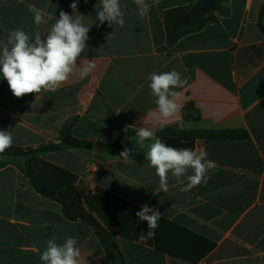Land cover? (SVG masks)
<instances>
[{
  "label": "crops",
  "instance_id": "1",
  "mask_svg": "<svg viewBox=\"0 0 264 264\" xmlns=\"http://www.w3.org/2000/svg\"><path fill=\"white\" fill-rule=\"evenodd\" d=\"M197 1L147 0L141 16L134 0H120L125 22L110 26L97 19L99 0H79L76 11L90 29L77 70L55 92L16 98L7 86L0 96V130L11 132L15 146L57 142L61 128L73 125L79 138L129 140L146 152L153 141L138 145L136 131L148 127L168 146L207 153L213 165L207 183L181 191L184 185L170 175L167 193L159 192L148 161L74 148L40 155L76 175L81 196L100 188L140 209H158L182 228L160 222L159 239L185 259L118 237L126 264H264V0H222L227 16L168 46L164 12ZM72 2L0 0V41L15 29L43 37L61 10L73 14ZM29 6L52 19L35 25ZM87 60L96 68L81 79ZM173 69L188 83L176 89L181 111L163 119L148 76ZM124 228L131 231L127 221ZM69 236L77 240L82 264H112L90 226L65 219L61 205L37 194L15 166L0 169V264H42L48 239L62 243Z\"/></svg>",
  "mask_w": 264,
  "mask_h": 264
},
{
  "label": "clouds",
  "instance_id": "2",
  "mask_svg": "<svg viewBox=\"0 0 264 264\" xmlns=\"http://www.w3.org/2000/svg\"><path fill=\"white\" fill-rule=\"evenodd\" d=\"M78 2L79 0H73L70 4L73 10L71 15L61 10L59 18L50 25L43 37L40 31L30 36L22 29H15L8 34L6 41H0V77L7 81L16 98H22L26 94H39L41 91L55 92L77 70L78 58L88 48L86 42L90 29L83 23L84 16L76 11ZM99 2L101 7L96 14L98 21L101 24L107 21L110 26L113 23L123 26L125 21L120 0ZM153 2L158 4L159 0ZM134 3L141 16L150 7L147 0H134ZM29 11L37 26L46 25L52 19L50 14L35 6H29ZM95 68V61L87 60L79 69L80 78H86ZM148 79V87L155 98L156 111L161 118L168 119L181 111L182 105L177 102L181 93L176 89L187 85V77L173 69L169 72L150 73ZM136 136V142L140 146L145 141H153L145 152V159L148 167L155 169L159 178V192L167 193L170 175L176 178L177 183L184 185L181 191H189L201 183H207L208 172L213 165L206 159V152L197 153L189 148L168 146L148 127H139ZM13 140L10 131L0 130V154L12 146ZM130 154L131 150L125 148L119 156L127 161ZM184 177L187 179L186 184ZM135 215L137 222H147V235L153 236L161 212L145 204ZM141 239L144 237L141 236ZM39 258L42 264H82L77 240L71 236L65 237L62 243H57L55 237L48 239Z\"/></svg>",
  "mask_w": 264,
  "mask_h": 264
},
{
  "label": "trees",
  "instance_id": "3",
  "mask_svg": "<svg viewBox=\"0 0 264 264\" xmlns=\"http://www.w3.org/2000/svg\"><path fill=\"white\" fill-rule=\"evenodd\" d=\"M227 15L228 9L223 5L222 0H198L195 4L165 11L164 24L168 46L173 47L184 36L199 32ZM259 25L264 32L262 14L259 16ZM7 86V81L0 77V96ZM186 119L194 121L198 120L199 116L187 115ZM164 134L165 132L161 131L157 136L163 139ZM183 145L189 147L190 141H186ZM180 146L177 143L171 147L180 148ZM66 148L97 151L118 157L125 148H128L131 154L127 160L147 161L145 152L136 148L129 140L111 137L102 140L83 139L74 135L73 125H65L59 132L57 142H50L39 148L12 145L0 154V169L8 165L15 166L30 181L37 194L61 205L65 219L80 221L90 226L104 245L112 264H126L117 242L118 237L146 244L164 253L185 259L178 250L163 246L159 239L160 222L177 230L182 228L160 218L154 235L149 237L147 222H137L135 214L140 208L100 188L94 193L81 196L76 175L40 158L42 153ZM125 221L130 225L129 233L125 231ZM141 236L144 239H141Z\"/></svg>",
  "mask_w": 264,
  "mask_h": 264
}]
</instances>
